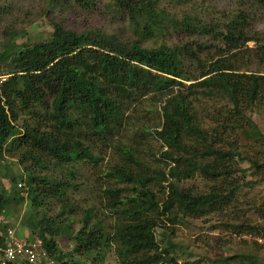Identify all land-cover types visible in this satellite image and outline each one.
<instances>
[{
	"label": "trees",
	"instance_id": "obj_1",
	"mask_svg": "<svg viewBox=\"0 0 264 264\" xmlns=\"http://www.w3.org/2000/svg\"><path fill=\"white\" fill-rule=\"evenodd\" d=\"M9 1L0 0V22L11 14ZM108 1L116 13L125 15L137 37L134 41H122L115 33L97 29H71L57 19L49 21L50 35L33 43L16 42L22 32L12 21L4 31L0 42L6 75L0 82V217L8 215L12 201L26 203L21 220L30 229L26 238L40 237L57 264H82L83 256L91 258V264H103L111 251L117 264H197L179 263L171 251L172 232L162 234L166 244L161 246L156 230L186 216L203 217L235 206L241 186L235 174L243 169L234 161L242 157L236 139L230 141L226 132H239L264 145V133L246 115L264 105V75L238 69V57L252 49L246 42L255 38L249 12L238 8L230 16L222 11L224 18L210 19L206 5L190 0ZM51 2L72 9L95 5V0ZM168 33L199 36L201 41L178 38L173 45L141 44V40ZM207 36L218 47L215 58L205 55L202 61L200 54L209 48L204 42ZM255 48L264 57V43ZM188 60L201 63L202 69L186 73ZM213 81L225 82L233 99L231 109H216V127L209 134L198 124L194 101L197 93L212 94ZM144 97L160 107L162 126L155 129V136L166 147L161 159L140 171L123 164L113 166L100 194L101 211L93 206L82 209L72 249L61 251L56 225L65 221L71 226L72 216L81 214L72 197L78 191L76 164L99 163L98 142L118 148L121 142L116 137L126 113ZM125 150L138 161L135 147ZM4 155L15 157L22 167L23 185L1 171ZM250 162L257 170L264 165L257 159ZM195 174L213 183L209 190L181 184ZM112 182L126 185L113 186ZM233 226L238 233L259 235L249 221ZM3 232L0 244L5 241ZM217 260L220 264H264L252 253Z\"/></svg>",
	"mask_w": 264,
	"mask_h": 264
},
{
	"label": "rangeland",
	"instance_id": "obj_2",
	"mask_svg": "<svg viewBox=\"0 0 264 264\" xmlns=\"http://www.w3.org/2000/svg\"><path fill=\"white\" fill-rule=\"evenodd\" d=\"M190 1L206 5L209 8L210 19L216 16L224 18L221 16L222 11L230 16L231 12L238 8L246 9L252 22L249 28L255 38L246 42V47L252 49L242 52L238 57V69L241 72H254L264 75V57L258 54L255 48L259 43H264V0ZM94 3L92 9H83L77 5L72 9L68 6H54L51 0H10L8 5L11 7V14H5L0 22V42L11 21L14 24L13 27L22 32L16 38L17 43H33L45 39L51 33L50 19L60 20L71 29H97L108 34L115 33L122 41L126 42H132L137 38L133 35L125 15L120 12L116 13L111 2L95 0ZM169 9L180 11L179 7L171 6ZM178 38L181 41L190 39L201 41L199 36H177L174 33H168L164 36L153 37V39L141 40V44L148 47L156 46L161 42L173 45L176 42L175 39ZM204 42L209 48H205V54H200L202 61L205 55L215 58L218 43L213 41L210 36H207ZM2 63L0 62V78L6 77L3 74L4 66ZM184 69L186 73H197L202 69V64L188 60L185 62ZM211 86V95L197 93L194 101V111L198 124L201 129L209 134L213 133L214 127H216L214 120L217 117L216 109H231V100L233 99L225 82L213 81ZM246 115L264 133V105L254 107L247 111ZM126 116L122 132L116 137L121 142L118 148L114 147V143L101 144L98 142L95 147L102 160L96 165L79 163L75 166L78 191H73L72 197L79 206L81 214L72 216L71 226H68L65 221L56 225L58 233L56 240L58 247L63 252H69L72 249L73 237L80 227L78 222L82 215V209L93 206L98 213L101 211L100 194L108 183L106 182L108 171L113 166L120 164L133 171H140L147 164H151V167L155 166L157 164L155 161L161 159V152L166 149L155 136V129H161L162 126L160 107L157 103L144 97L131 107ZM228 135L230 141L236 139L237 149L242 157H235L236 161H234L237 167L243 169V171L235 174V177L241 182L240 189L236 192L237 199L232 205L235 206L227 207L223 212L211 213L203 217L186 216L170 227L156 230V236L161 246L166 244V239L162 234L172 232L170 239L174 246L171 251L179 263L191 260L197 264H220V261L217 260L218 257L237 253H252L264 261V165L257 170L250 162V159H257L264 164V145L248 139L239 132L235 134L229 130L224 136L227 137ZM129 147H135L138 150L137 157L139 156V159L137 162L126 152L125 149ZM1 171L5 172L9 179L14 178L16 182L22 183L25 178L22 167L17 164L15 157L4 155ZM259 178L261 179L258 180ZM249 180L255 181V183L248 186L245 182ZM181 184L198 191H207L213 183L199 174H195ZM112 185L124 186L126 184L112 182ZM1 186L0 176V188ZM153 189L159 191V187L156 185H153ZM27 209L26 203L12 201L9 205L8 215L0 217L2 226L0 230L3 232L7 229H14L19 238H23L25 231L30 233V230H25L26 227L21 223L22 216L26 214ZM55 211L56 209H54ZM104 217L106 221L110 222L109 217ZM242 221L251 222L259 235L238 233V229L233 225ZM254 241H257L258 245ZM77 260L79 259L77 258ZM80 261L82 264H91L92 260L83 256ZM103 264H117L113 251L107 255Z\"/></svg>",
	"mask_w": 264,
	"mask_h": 264
},
{
	"label": "built area",
	"instance_id": "obj_3",
	"mask_svg": "<svg viewBox=\"0 0 264 264\" xmlns=\"http://www.w3.org/2000/svg\"><path fill=\"white\" fill-rule=\"evenodd\" d=\"M5 78H0V82ZM21 185L23 182L19 181L18 186ZM25 227V230L29 229L28 226ZM24 233L23 238H19L14 229L5 231V241L0 244V264H57L55 258L46 250L40 237L33 236L28 239L26 238L27 232Z\"/></svg>",
	"mask_w": 264,
	"mask_h": 264
},
{
	"label": "crops",
	"instance_id": "obj_4",
	"mask_svg": "<svg viewBox=\"0 0 264 264\" xmlns=\"http://www.w3.org/2000/svg\"><path fill=\"white\" fill-rule=\"evenodd\" d=\"M24 235H25V233H24Z\"/></svg>",
	"mask_w": 264,
	"mask_h": 264
}]
</instances>
